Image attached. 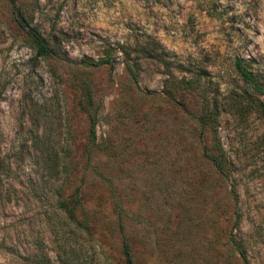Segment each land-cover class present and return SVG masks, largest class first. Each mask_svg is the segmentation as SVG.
Segmentation results:
<instances>
[{
    "label": "rangeland",
    "instance_id": "374dc122",
    "mask_svg": "<svg viewBox=\"0 0 264 264\" xmlns=\"http://www.w3.org/2000/svg\"><path fill=\"white\" fill-rule=\"evenodd\" d=\"M236 58L264 87V0H0V264H125L124 240L134 264H264V95Z\"/></svg>",
    "mask_w": 264,
    "mask_h": 264
},
{
    "label": "trees",
    "instance_id": "16d2710c",
    "mask_svg": "<svg viewBox=\"0 0 264 264\" xmlns=\"http://www.w3.org/2000/svg\"><path fill=\"white\" fill-rule=\"evenodd\" d=\"M13 8L16 10V14L22 17L19 8L18 7L16 8L14 5H13ZM21 26L28 28L31 36L34 38L35 44H36L37 56L42 57V56L47 55L49 53V48H48L46 40L42 38V36H40L35 30L29 28L24 18H22L21 20ZM233 65H234V69H235L237 76L241 79V81L246 87L250 88L252 93L256 95H264V87L260 83L259 77L255 75L254 72L249 69V66L244 62L242 58H236L234 60ZM182 87L194 90V89H199V84L197 81L183 80ZM202 99H203V102L206 103L207 105L203 109V112L199 115L197 119V123L202 127L209 126L216 140L217 130H216L215 124H216V119H217V112L215 108L210 107L204 95H202ZM256 109L264 114V102L257 100ZM90 135L92 137V142H93L95 138L94 122L91 123ZM218 149L221 154L222 152L221 148L218 147ZM209 157L211 158L212 162L214 163L219 173L222 175H225V170H224V166L222 163L223 159L221 158L222 156H219V157L209 156ZM59 209L62 210V212H64L67 219L76 228H79L80 230L86 233H89L88 225L84 221L79 220L77 218L74 207H71L66 202L61 201L59 202ZM232 240L231 242L233 243V245H235V249L239 250L238 246L240 245L237 244L234 240L233 241ZM122 251L124 255L125 264H134V260L132 257V250H131L130 244L126 240L123 241Z\"/></svg>",
    "mask_w": 264,
    "mask_h": 264
}]
</instances>
